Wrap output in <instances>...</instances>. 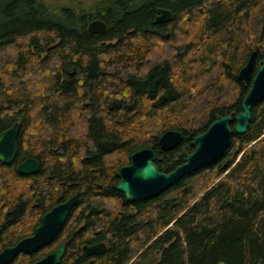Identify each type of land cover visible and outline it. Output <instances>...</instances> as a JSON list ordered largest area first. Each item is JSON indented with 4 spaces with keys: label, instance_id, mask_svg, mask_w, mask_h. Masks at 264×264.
Returning <instances> with one entry per match:
<instances>
[{
    "label": "trees",
    "instance_id": "obj_1",
    "mask_svg": "<svg viewBox=\"0 0 264 264\" xmlns=\"http://www.w3.org/2000/svg\"><path fill=\"white\" fill-rule=\"evenodd\" d=\"M159 8L172 19L156 22ZM93 19L106 31L89 32ZM254 50L256 69L264 0H0V133L20 126L15 160L0 162V244L75 195L51 245L66 246L59 264H264V98L211 165L146 201L113 188L133 152L152 148L168 173L241 112L237 73ZM168 130L183 139L162 150ZM27 158L38 172L17 171Z\"/></svg>",
    "mask_w": 264,
    "mask_h": 264
},
{
    "label": "water",
    "instance_id": "obj_2",
    "mask_svg": "<svg viewBox=\"0 0 264 264\" xmlns=\"http://www.w3.org/2000/svg\"><path fill=\"white\" fill-rule=\"evenodd\" d=\"M157 12L159 13L156 18L158 23L168 22L173 17L172 12L167 9L159 8ZM87 28L91 33L102 34L107 26L103 21L95 19L89 22ZM256 58L255 50L251 52L248 60L237 73V80L240 83L250 85L242 101L241 112L217 117L204 132L193 138L194 149L185 157V161L168 173L160 171L156 166V153L152 148L146 147L133 152L129 157V163L118 169L119 179L113 188L121 193L126 201H146L164 192L185 176L214 163L231 145L233 134L242 135L247 131L252 107L264 98V58L255 69ZM19 127V123L15 122L10 128L0 133L2 164L9 165L16 158ZM182 139L183 136L179 131L168 130L159 137L158 144L162 150H170L179 145ZM39 169V162L34 158H27L17 166V170L22 175L36 173ZM76 202L77 197L73 195L54 205L42 216L32 236L20 241L13 248L5 249L0 254V264L8 261L19 251L33 253L51 243ZM105 250L104 242L82 246L83 257L101 255ZM64 253L65 246L60 245L34 264H59ZM5 258L8 259L4 260Z\"/></svg>",
    "mask_w": 264,
    "mask_h": 264
},
{
    "label": "flooded vegetation",
    "instance_id": "obj_3",
    "mask_svg": "<svg viewBox=\"0 0 264 264\" xmlns=\"http://www.w3.org/2000/svg\"><path fill=\"white\" fill-rule=\"evenodd\" d=\"M49 211V210H48ZM46 213V212H45ZM44 213V214H45ZM43 214V215H44ZM42 215V216H43ZM42 218V217H41ZM41 220V219H40ZM40 224V223H39ZM39 224L36 226L38 227ZM35 227V228H36ZM35 228L33 229V231L31 232V234H28V235H25L21 238H19L18 240H16L12 245H2L0 244V254L5 250V249H10V248H13L15 247L20 241L24 240L25 238H28L30 236H32L34 234V231H35ZM0 233H1V230H0ZM58 235V234H57ZM56 235V237H57ZM55 237V238H56ZM54 238V239H55ZM54 239L51 243L43 246L42 248L34 251L33 253H25L23 251H19L16 253V255H13L11 258H9L8 261L4 262L3 264H16V262H19L21 264H34L38 261H40L41 259H43L46 255H48L49 253H51L52 251H54L57 247H59L60 245H64L65 244H58L56 245L53 249L51 247L52 243L54 242ZM66 247V246H65ZM33 256V257H32ZM82 256H83V253H82ZM8 258H5L4 260H6Z\"/></svg>",
    "mask_w": 264,
    "mask_h": 264
},
{
    "label": "rangeland",
    "instance_id": "obj_4",
    "mask_svg": "<svg viewBox=\"0 0 264 264\" xmlns=\"http://www.w3.org/2000/svg\"><path fill=\"white\" fill-rule=\"evenodd\" d=\"M156 259H158V258H156ZM156 259L151 257V258H149V259L146 260L145 264H149V262H151L153 260H156Z\"/></svg>",
    "mask_w": 264,
    "mask_h": 264
},
{
    "label": "bare ground",
    "instance_id": "obj_5",
    "mask_svg": "<svg viewBox=\"0 0 264 264\" xmlns=\"http://www.w3.org/2000/svg\"><path fill=\"white\" fill-rule=\"evenodd\" d=\"M158 15H159V13H158ZM157 15V16H158ZM157 18V17H156ZM93 20H95V19H93ZM100 20V19H99ZM92 21V20H91ZM157 22V21H156ZM89 24V23H88ZM88 26V25H87ZM88 29V28H87ZM255 51V50H254ZM251 54V53H250ZM250 54H249V56H250ZM249 56H248V58H249ZM248 60V59H247ZM242 105V104H241ZM18 171V170H17ZM19 172V171H18ZM119 179V178H118Z\"/></svg>",
    "mask_w": 264,
    "mask_h": 264
}]
</instances>
